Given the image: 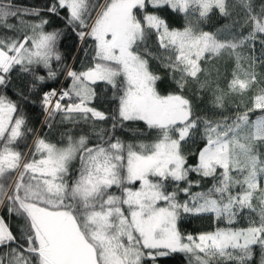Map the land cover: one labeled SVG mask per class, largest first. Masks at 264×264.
Returning <instances> with one entry per match:
<instances>
[{
	"label": "snow or ice",
	"instance_id": "6c2138e0",
	"mask_svg": "<svg viewBox=\"0 0 264 264\" xmlns=\"http://www.w3.org/2000/svg\"><path fill=\"white\" fill-rule=\"evenodd\" d=\"M236 6L241 31L221 39L191 21L171 28L159 10L186 19L190 9L199 19L213 9L229 16L226 0H50L44 11L62 18L82 44L91 41L88 63L76 68L64 62L62 33L47 30L41 10L0 0V90L14 70L31 76L29 94L63 75L66 87L40 94L48 120L93 125L91 134L67 131L55 143L36 135L21 151L33 129L20 104L0 91V209L21 221L14 232L0 215V264H157L172 254L187 264H264V72L256 71L264 68V5L258 12L252 0ZM153 37L159 56L147 46ZM222 54L235 61L226 90L200 78L201 62ZM151 59L175 91H159ZM190 84L209 94L211 113L194 112L184 95ZM100 86L111 90L110 114L94 105ZM247 93L243 110L223 114L228 94ZM136 122L156 133L151 143L117 135ZM197 137L202 146L190 164L183 145ZM246 212L255 218L236 227ZM186 217H210L217 227L185 234L179 224Z\"/></svg>",
	"mask_w": 264,
	"mask_h": 264
},
{
	"label": "trees",
	"instance_id": "16d2710c",
	"mask_svg": "<svg viewBox=\"0 0 264 264\" xmlns=\"http://www.w3.org/2000/svg\"><path fill=\"white\" fill-rule=\"evenodd\" d=\"M18 6H23L27 8H35L41 10L42 16L50 20L47 30L51 31L53 29H59L62 33L60 40L58 41V50L62 54L64 62L69 66H75L80 68L87 64L90 58V53L86 55L85 49L89 47L91 41L82 44L80 39L77 37L76 33L65 26V22L62 18L49 15L44 9H46L50 3V0H14ZM229 6V16H222L217 9H213L206 18L196 19V26L199 30L208 31L221 35L224 37H230L231 34L241 31L239 24H235V21L242 20V12L239 7H237V0H226ZM253 8L258 12L261 5H264V0H252ZM149 12L153 11L151 7L148 9ZM159 14L165 18L171 28L182 29L187 24V19L183 14H179L170 11L168 8H162L159 10ZM28 20H35L36 17H27ZM226 31V33H225ZM243 31L247 33V28ZM148 48L152 51L155 56L161 54V50L157 47L155 38H151L147 41ZM259 49V45H256ZM55 64V62H54ZM151 69L158 73L162 79L158 81L157 87L161 93H170L175 91V84L173 83L170 75L161 66L157 59L150 60ZM202 73L201 80L209 79L212 81H217L219 87L226 90L227 82L231 79V74L235 70V61L229 58L227 54H222L219 57H212L207 61L201 62ZM246 67V65H245ZM256 71L258 73L264 72V68L257 65ZM39 74H45L42 70ZM12 83L10 87L4 91L9 98L16 101L21 106V112L27 118V126L33 129V134H30L26 139L20 141L19 147L21 151H28L29 147L32 145L33 139L36 135L43 136L50 140L51 142L60 141L63 135L67 131H73L77 134L82 132H87L91 134L92 123L87 124L81 122L77 126H73L68 122H62L61 116L57 115L55 120L49 121L45 111L43 110L40 103V94L43 91H47L50 88H61L66 87L70 81L66 80L63 75L55 82L47 81L45 84L38 86L34 93L29 94L28 84L31 81V76L27 74H21L14 70L11 76ZM23 91L25 95H28V100H21L18 92ZM98 98L94 101V105L98 110L104 111L106 114H110L114 108V104L111 103V90L105 89L103 86L97 88ZM252 93H247L243 96L228 94L225 97V109L223 110L224 115H234L237 111V107L243 110L246 104H249V98ZM184 95L192 99L194 105V112L199 116H205L213 111L210 106V97L207 92H201L197 89L195 85H189ZM51 124V127L48 125ZM97 128H109L110 121L97 122ZM117 135L126 142H140L151 143L156 136V133L147 129V127L142 122L136 123H126L123 130L118 129ZM202 146V141L197 137L196 142L193 143L189 141L183 145L184 154L188 156V162L195 163V153ZM192 180H198L200 177L192 174L190 177ZM211 181L205 179L202 181V186L204 188L210 186ZM183 186V185H181ZM172 186L169 185L171 190ZM199 188H194L193 191H198ZM180 199L183 200V194L180 195ZM254 204L258 205L257 201ZM0 215H4L8 224L11 225L13 231L15 232L21 221L16 217H8L5 214L4 209H0ZM252 215L255 218V214L245 213L244 216L237 222L236 227H245L248 224V217ZM220 227L225 226L220 224ZM217 227L216 222L210 217L203 218H192L186 217L179 224L180 231L185 234H199L202 231H210ZM257 259L259 257V249H256ZM157 264H187L186 258L183 254H172L167 257H159Z\"/></svg>",
	"mask_w": 264,
	"mask_h": 264
},
{
	"label": "rangeland",
	"instance_id": "374dc122",
	"mask_svg": "<svg viewBox=\"0 0 264 264\" xmlns=\"http://www.w3.org/2000/svg\"><path fill=\"white\" fill-rule=\"evenodd\" d=\"M190 13H191V15H189L188 16V18H187V23L189 22V21H191L194 25H196V19H197V17H198V13H194V12H192L191 11V9H190ZM184 15V14H183ZM185 16V15H184ZM225 33H226V31H225ZM227 36L226 35H224V37H221V35H219L218 36V38H221V39H223V38H226Z\"/></svg>",
	"mask_w": 264,
	"mask_h": 264
},
{
	"label": "built area",
	"instance_id": "2783aa9c",
	"mask_svg": "<svg viewBox=\"0 0 264 264\" xmlns=\"http://www.w3.org/2000/svg\"><path fill=\"white\" fill-rule=\"evenodd\" d=\"M59 88H60V87H59ZM59 88H58V89H59Z\"/></svg>",
	"mask_w": 264,
	"mask_h": 264
}]
</instances>
